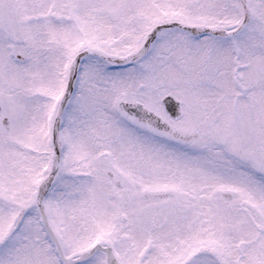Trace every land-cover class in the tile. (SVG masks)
<instances>
[{"label":"rangeland","instance_id":"rangeland-1","mask_svg":"<svg viewBox=\"0 0 264 264\" xmlns=\"http://www.w3.org/2000/svg\"><path fill=\"white\" fill-rule=\"evenodd\" d=\"M246 1L249 15L241 0H0V264H61L42 202L64 264H264V0ZM161 24L130 67L77 57H131ZM169 94L197 141L117 110L162 114Z\"/></svg>","mask_w":264,"mask_h":264},{"label":"water","instance_id":"water-1","mask_svg":"<svg viewBox=\"0 0 264 264\" xmlns=\"http://www.w3.org/2000/svg\"><path fill=\"white\" fill-rule=\"evenodd\" d=\"M248 12L249 15V6L247 4L246 0H241ZM168 26L166 25H162L156 28V31H160L163 28H166ZM204 32L203 33H208L211 31V28H203ZM239 32V30H236L235 32H231V33H227L228 35H235ZM95 56L98 57H102L101 54L98 53H91ZM106 57L118 62L119 66H127L130 65L131 63L134 62V60L136 58H125V57H119V56H114V55H106ZM67 93L65 92L64 97L62 99L61 102V106H60V112L59 115H61L64 106L67 102ZM161 104L165 110V112L168 114V116L170 117L171 121H177L181 118L182 116V110H181V103L179 101H177L173 96L171 95H167L165 97H163V99L161 100ZM117 109L119 110V112L121 113V115H123L125 118H127L130 121H133L135 123H138L139 125L148 128L154 132L160 133L168 138H172L175 140H185L188 141V137H186L185 135H182L181 133H179L178 131H176L173 127L168 126L165 124V122L158 117L156 114H154L151 110H148L147 108H145L142 104L140 103H125V102H120L117 106ZM0 115H1V107H0ZM7 127V126H6ZM40 209V213H41V208ZM45 230L47 232L50 233V229L48 226L44 227ZM57 254L58 257L60 259V261L64 262V259L61 257L60 255V249H57Z\"/></svg>","mask_w":264,"mask_h":264},{"label":"flooded vegetation","instance_id":"flooded-vegetation-1","mask_svg":"<svg viewBox=\"0 0 264 264\" xmlns=\"http://www.w3.org/2000/svg\"><path fill=\"white\" fill-rule=\"evenodd\" d=\"M84 49H86V50H84ZM83 50H81L80 52H79V54H77V57L78 58H82L83 56H91V57H97V56H95V55H93V54H91L92 53V51H94V50H92V48H90V49H87V48H84ZM90 51V50H92V51H90L89 53H86V54H84L83 55V53H85V51ZM97 51H101L100 49H97ZM79 61V60H78ZM77 61V62H78ZM77 68H81V65H78V66H76V70H75V73H77ZM65 109H66V107H65ZM65 109H64V111H65ZM64 111H63V113H64ZM63 113H62V115H63ZM157 113V112H156ZM158 114V113H157ZM158 115H160L163 119H165L167 122H169V117L164 113V111H163V109H162V114L161 113H159ZM8 123H7V121H6V119H4V118H2V125H4V126H6ZM170 124L171 125H173V126H175L174 125V122L173 123H171L170 122ZM231 127H232V125H231ZM231 127H228V132H229V134H231ZM181 130V129H180ZM182 131V130H181ZM182 132H185V131H182ZM186 133H188L189 135H190V137L191 138H193L195 141H197L198 139H199V134L198 133H195V132H189V131H187ZM239 143V142H238ZM238 143H235V145L233 146V150H234V155H235V157L236 158H238V159H249L248 158V156L246 155V153L243 151V148H242V146L241 145H239ZM256 160H257V162L259 161L257 158H256ZM224 193V192H223ZM222 193V194H223ZM224 194H227L228 195V193L227 192H225ZM157 195H159V194H157ZM229 196H231L230 194H229ZM229 196H227L226 198H229Z\"/></svg>","mask_w":264,"mask_h":264},{"label":"bare ground","instance_id":"bare-ground-1","mask_svg":"<svg viewBox=\"0 0 264 264\" xmlns=\"http://www.w3.org/2000/svg\"><path fill=\"white\" fill-rule=\"evenodd\" d=\"M95 249H96V248H95ZM95 249H94V250H95Z\"/></svg>","mask_w":264,"mask_h":264}]
</instances>
